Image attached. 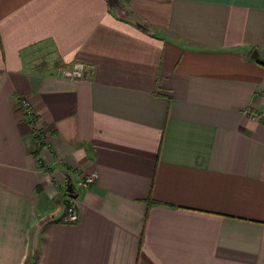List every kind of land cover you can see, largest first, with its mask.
Segmentation results:
<instances>
[{
    "label": "crops",
    "instance_id": "1",
    "mask_svg": "<svg viewBox=\"0 0 264 264\" xmlns=\"http://www.w3.org/2000/svg\"><path fill=\"white\" fill-rule=\"evenodd\" d=\"M247 112L264 0H0V264H264Z\"/></svg>",
    "mask_w": 264,
    "mask_h": 264
},
{
    "label": "built area",
    "instance_id": "2",
    "mask_svg": "<svg viewBox=\"0 0 264 264\" xmlns=\"http://www.w3.org/2000/svg\"><path fill=\"white\" fill-rule=\"evenodd\" d=\"M84 72H85V67L82 63H74L71 66L62 67L59 71V75L65 79H82L84 77ZM19 106L21 108V111L24 113L26 119H28V121H32L34 113L30 108L29 103L25 100H21ZM248 114L250 115V119L252 120L261 119L264 122L263 114H256L252 112H249ZM96 178H97L96 173H92L86 176L85 178H83L79 182L80 189L87 188V186L92 184L96 180ZM69 194H72V196L70 197L68 196L66 200L65 209L61 216V223L67 225H73L77 223L79 219V215L77 211L78 194L76 191H73L72 193Z\"/></svg>",
    "mask_w": 264,
    "mask_h": 264
},
{
    "label": "water",
    "instance_id": "3",
    "mask_svg": "<svg viewBox=\"0 0 264 264\" xmlns=\"http://www.w3.org/2000/svg\"><path fill=\"white\" fill-rule=\"evenodd\" d=\"M67 191H68V193H72L73 192V189H72V185L71 184L68 185Z\"/></svg>",
    "mask_w": 264,
    "mask_h": 264
},
{
    "label": "trees",
    "instance_id": "4",
    "mask_svg": "<svg viewBox=\"0 0 264 264\" xmlns=\"http://www.w3.org/2000/svg\"><path fill=\"white\" fill-rule=\"evenodd\" d=\"M32 119H33V118H32ZM67 196H69V197H70V196H72V194H69V193H68V194H67ZM150 203H153V202H150ZM65 204H66V202H65Z\"/></svg>",
    "mask_w": 264,
    "mask_h": 264
},
{
    "label": "rangeland",
    "instance_id": "5",
    "mask_svg": "<svg viewBox=\"0 0 264 264\" xmlns=\"http://www.w3.org/2000/svg\"><path fill=\"white\" fill-rule=\"evenodd\" d=\"M58 70V69H57Z\"/></svg>",
    "mask_w": 264,
    "mask_h": 264
}]
</instances>
